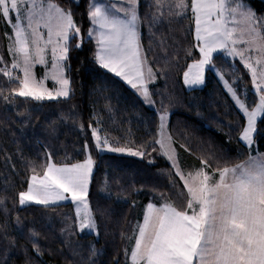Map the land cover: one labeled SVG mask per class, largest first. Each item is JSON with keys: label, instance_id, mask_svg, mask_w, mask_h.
Listing matches in <instances>:
<instances>
[{"label": "snow or ice", "instance_id": "1", "mask_svg": "<svg viewBox=\"0 0 264 264\" xmlns=\"http://www.w3.org/2000/svg\"><path fill=\"white\" fill-rule=\"evenodd\" d=\"M139 3L140 0H114L104 4L92 0L88 16L93 27L87 37L96 41L94 60L99 67L120 77L145 104L154 106L156 101L148 84L155 81L156 73L148 64L140 42ZM165 4L168 16L188 18L190 13L195 25V46L200 58L184 71L186 86L205 83V71L216 70L214 53L217 52L238 57L247 70L257 97L251 104L222 73L217 71V75L246 118L239 139L247 146L254 145V134L259 132L257 120L264 116V18H258L246 8L243 0H151L149 7H155V12L149 19L150 27L164 18ZM0 20L12 30L10 34L5 33L11 64L6 65L0 56V75L7 77L9 85H14L7 90L0 88V98L8 104H14L17 97L37 102L67 99L71 81L65 75V62L71 49L70 40L80 34L71 10L52 0H0ZM42 27L47 30V39ZM50 45L52 89L45 85L49 77L37 80L33 72L35 64L47 63L45 54ZM16 70L22 75L14 74ZM168 115L166 108L160 111V139L155 142L172 162L175 175L183 181L186 204L177 207L168 202L164 193L160 194L164 203L157 206L149 202L142 222L136 223L133 235L128 237L134 243L124 250L125 264H264V154L249 156L243 164L234 167L213 168L209 160H201L202 167L185 176L175 158V149L171 148V136L165 131ZM91 135L98 155L105 151L126 152L141 158L150 155L141 150L143 146L136 150L127 145L114 146L107 136L99 134L98 128L92 127ZM88 149L85 142L86 158L71 164L52 163L49 154L42 174L32 166L26 190L17 193L21 207L35 204L48 209L71 200L75 217L61 229L62 235L99 234L96 216L88 201L95 165ZM0 205H4L3 199ZM16 221L20 227L19 216ZM3 227L0 225V230ZM28 236L33 251L43 255L38 243L40 233L29 229ZM10 244L14 245L15 241ZM90 252L95 255L94 249ZM84 264H95V260L85 258Z\"/></svg>", "mask_w": 264, "mask_h": 264}, {"label": "trees", "instance_id": "2", "mask_svg": "<svg viewBox=\"0 0 264 264\" xmlns=\"http://www.w3.org/2000/svg\"><path fill=\"white\" fill-rule=\"evenodd\" d=\"M53 1L70 9L76 26L86 29L87 0ZM150 2L139 3L141 45L156 73L152 96L161 111H169L168 130L183 159L194 165L209 160L216 168L238 164L252 152L263 151L264 116L257 122L256 143L246 150L238 139L244 117L209 72L200 88L186 89L181 82L188 62L198 58L190 13L188 18L170 17L165 4L164 18L150 27L149 19L155 12ZM251 5L264 12L259 0H252ZM2 31L4 22L0 20V55L7 59ZM76 44L75 38L70 40L67 74L71 94L67 99L37 102L17 97L14 104H8L0 98V199L4 200L0 205V225L4 226L0 230V264H73L75 258L66 249L65 234H61V229L72 222L71 204L63 202L48 209L35 204L21 207L17 193L26 190L32 166L43 171L49 154L51 161L59 165L84 160L85 142L95 161L88 201L99 234L75 237L95 239V244L101 246L95 264H116L117 260L124 264V247L130 245L127 225L135 207L148 201L165 202L161 193L177 207L186 204L182 181L158 152L156 112L117 76L94 62L91 40L85 39L79 48ZM218 60L227 63L215 55L214 63ZM12 86L7 77L0 75V88ZM92 127L115 146L127 145L133 150L143 146L141 150L150 155L141 158L108 151L98 155ZM17 216L22 222L20 227ZM137 216L139 221L141 216ZM29 229L40 233L38 243L43 255L33 251ZM12 240L14 245L10 244Z\"/></svg>", "mask_w": 264, "mask_h": 264}, {"label": "rangeland", "instance_id": "3", "mask_svg": "<svg viewBox=\"0 0 264 264\" xmlns=\"http://www.w3.org/2000/svg\"><path fill=\"white\" fill-rule=\"evenodd\" d=\"M73 1H77V0H73ZM251 1L252 0H243V3H244V5H245V7L246 8H248V9H251V11L252 12H254L255 14H256V16L258 17V18H264V12H258V11H256L255 10V8L251 5ZM260 1V4L261 5H263V7H264V0H259ZM92 2V0H87V8H86V16H87V27H86V29L83 31L81 28H80V25H78L77 24V27H79L80 28V34H79V36L78 37H76L75 38V40H76V42L77 43H81V39L83 40V41H85V39H88V37H87V32H88V30L90 29V28H92L93 26H92V24L90 23V20H89V16H88V10H89V5H90V3ZM96 2H101V3H104V4H108V3H110V2H114V0H96ZM53 3H56L55 1H53ZM57 4V3H56ZM60 6V5H59ZM62 7V6H61ZM63 8V7H62ZM65 10H68V9H66V8H64ZM138 11H139V9H138ZM7 26H9V25H7ZM6 26V24L4 23V31H2L3 32V37H4V44L6 45V41H7V44H8V46H9V40L6 38V36H5V33H11V27L9 26V28H10V31H8V27ZM6 27H7V30H6ZM241 27H245L244 25H241ZM43 29V28H42ZM45 30V39H47V30L46 29H44ZM139 32H140V26H139ZM43 33H44V31H43ZM2 34V33H1ZM193 34H194V41H195V45H196V40H195V25H193ZM54 39H55V37H54ZM89 40V39H88ZM140 42H141V37H140ZM83 43V42H82ZM81 43V44H82ZM91 43H92V47H93V51H94V53H93V58H94V54H95V52H96V48H97V45H96V41H95V39H92L91 40ZM77 45V44H76ZM238 47H240V45H238ZM49 50V53H50V56H51V45L49 46V48H48ZM196 50H197V52H198V58L197 59H199L200 58V53H199V49L196 47ZM143 51H144V48H143ZM46 53H47V51H46ZM144 53H145V51H144ZM215 55H218V56H220V58H221V60L223 59V60H226V62L227 63H225V62H222V63H220V61H219V63L218 64H216V63H214L215 64V67H216V70H206L205 71V83H206V77H207V71L209 72V75H210V77L212 76L219 84H220V86L222 87V89H223V91H225L226 93H227V95H228V97L230 98V100H231V102L234 104V101L232 100V98H231V96L228 94V92L226 91V88H225V86H224V84H223V82L220 80V78H219V76L217 75V71H219L220 73H222L223 75H224V77L226 78V79H228L230 82H232L233 83V86L234 87H238L239 88V92H240V94H241V96H242V98H244V97H247V101L249 102V104H251V102L253 101V100H257V97H256V95L254 94V89H253V86H252V84H251V80H250V76H249V74H248V72H247V70L243 67V65H242V63L239 61V58L238 57H232V56H228V55H226L225 53H223V52H217V53H214V56ZM1 56V55H0ZM4 58V57H3ZM51 60H52V56L50 57V59H46V61H47V63L46 64H40V63H37V64H40L39 66L40 67H42L41 68V70L40 71H36V72H34V73H36V77L37 78H39L38 80H40V79H43V78H45L46 76L47 77H49L48 79H46L45 80V82L47 83V86L49 87V88H53L54 87V82L50 79V77H51V74H52V67H51ZM196 60V59H195ZM4 61H5V64L6 65H9L10 66V58H9V56H7V59H4ZM94 62H95V60H94ZM194 62V60H191L190 62H188V64L186 65V68L184 69L185 71L187 70V66L189 65V64H191V63H193ZM96 63V62H95ZM65 64H66V70H65V75L67 76V77H69L68 76V74H67V69H68V64H67V61L65 62ZM148 64H149V62H148ZM98 65V64H97ZM150 65V64H149ZM99 66V65H98ZM107 71V70H106ZM16 74H19V75H22V73H19V71L18 70H16V72H15ZM109 73H111V72H109ZM184 73V72H183ZM111 74H113L114 76H115V74L114 73H111ZM125 85H127L120 77H118ZM238 78H240V79H238ZM155 81H156V79H155ZM155 81L154 82H152V83H149L148 84V87H149V90H150V92L152 93V91H151V87H152V85L155 83ZM181 82H183V85H184V87L186 88V89H192V88H200L201 86H203V85H198V86H193V87H189V86H186L185 84H184V80H183V74H182V77H181ZM127 86H129V85H127ZM130 87V86H129ZM131 88V87H130ZM132 89V88H131ZM133 91H134V93L136 94V96L137 97H139V99H141L142 100V102H143V99H142V97H140L139 96V94L134 90V89H132ZM152 98H153V96H152ZM153 100H154V98H153ZM144 103V102H143ZM144 105L147 107V108H150V109H152V110H154L155 112H156V119H157V128H156V131H157V136H156V140H158V139H160V136H159V124H160V121H159V115H160V109H159V107L156 105V103H155V105L154 106H149V105H147V104H145L144 103ZM235 105V104H234ZM251 106H254V105H251ZM235 107H236V109H238L237 108V106L235 105ZM239 110V109H238ZM239 112L241 113V115H243L242 114V112L239 110ZM168 113H169V111H168ZM169 116V115H168ZM244 117V116H243ZM263 117V116H262ZM262 117H259L258 118V120H257V122L262 118ZM168 122H169V119L167 120V122H166V129H165V131H166V134L167 135H170L171 136V134H170V131L168 130ZM246 124V118L244 117V125ZM100 134V133H99ZM102 137H103V135L102 134H100ZM239 135H240V133H239ZM238 139H239V136H238ZM241 141V140H240ZM110 143H112V142H110ZM242 143V142H241ZM113 144V143H112ZM243 144V143H242ZM114 145V144H113ZM158 145V152H159V154L160 155H162L163 156V158L167 161V163L169 164V166L172 168V162L171 161H169L168 159H167V157L165 156V155H163V153H162V150H161V148H160V145L159 144H157ZM244 145V144H243ZM115 146V145H114ZM244 147L246 148V150H249V148L251 149V147H249V146H246V145H244ZM171 148H173V149H175V158H176V160L178 161V163H179V167H180V169L183 171V173H184V175L185 176H187L188 175V173L189 172H195V170H197V169H199V168H201L202 167V164L200 163L199 165H194V163L192 162L191 163V161H187L186 162V159H183V156L180 154V152H178L177 151V147L175 146V143L173 142V139H172V136H171ZM88 151H89V149H88ZM250 151V150H249ZM105 152H107V151H105ZM126 153V152H125ZM86 155H87V153L85 154V157H84V159L86 158ZM93 157V156H92ZM94 160V159H93ZM83 161V160H82ZM82 161H78V162H82ZM52 163H54L53 161H51ZM72 163H77V162H72ZM57 165H59V164H57ZM60 165H62V164H60ZM94 169V168H93ZM207 171H209V172H211V169H206ZM172 171L174 172V174H175V170L172 168ZM43 172V171H42ZM42 172H40L41 174H42ZM94 172V171H93ZM93 175V174H92ZM177 178H179L178 176H177ZM180 179V178H179ZM182 183H183V181H182ZM89 186H90V184H89ZM27 188V187H26ZM184 189V188H183ZM185 190V199H186V189H184ZM108 192L106 191V194H107ZM18 199V198H17ZM89 200V199H88ZM63 202H69L70 204H71V208L73 209V218L75 217V205H74V203L71 201V200H67V201H61V202H59V204H61V203H63ZM149 202H151V201H148V202H146V204L144 205V206H138V207H135L134 208V211L132 212V216H133V218H132V221L130 222V223H128V227H129V233H127V235H128V237H131L132 235H133V229H134V226L136 225V223L138 222L137 221V215L138 214H140V219H139V221L143 218V213L145 212V210H146V205L149 203ZM153 203V202H152ZM164 203V202H163ZM156 204V203H155ZM161 203H159V205H160ZM157 206H158V204H156ZM139 218V217H138ZM70 220V219H69ZM73 220V219H72ZM69 224L70 223H72L71 222V220L68 222ZM95 234V233H94ZM76 236V234H72V235H70V234H65V240H66V244H67V251L68 252H70V254L71 255H73L74 256V258H75V261L73 262V264H84V261H85V258H87V259H89V260H96V256L98 255V253H101V246L100 247H98L96 244H95V239L93 240V239H88L87 241H85L84 239L83 240H80V238H78V237H75ZM95 236V238H96V235H94ZM127 237V238H128ZM85 238V237H84ZM130 240V239H129ZM130 244V245H128V249L130 248V246L132 245V243H133V240H130V241H128L127 242V244ZM84 245H86V247L84 246ZM90 249H94L95 250V255L93 256L92 254H91V252H90ZM126 249V247H124V250ZM122 260V259H121ZM123 261H124V259H123ZM121 263V262H120Z\"/></svg>", "mask_w": 264, "mask_h": 264}, {"label": "crops", "instance_id": "4", "mask_svg": "<svg viewBox=\"0 0 264 264\" xmlns=\"http://www.w3.org/2000/svg\"><path fill=\"white\" fill-rule=\"evenodd\" d=\"M52 2H53V0H52ZM7 26V25H6ZM8 27V31H10V28H9V26H7ZM7 27H6V30H7ZM43 28V27H42ZM41 28V31L43 32L44 31V35H45V30H44V28L42 29ZM5 47H6V53H7V56H9V54H8V44H7V41H6V45H5ZM49 48V47H48ZM49 49H47V53L45 54V59H50V53H49V51H48ZM9 58H10V63H11V57L9 56ZM40 64H35V66H34V68H33V72H36V71H40L41 70V68L42 67H40L39 66ZM37 73V72H36ZM36 73H34L35 75H36ZM37 78V77H36ZM39 78H37V80H38ZM45 85H46V87H48L47 86V83L45 82ZM49 88V87H48ZM49 89H51V88H49ZM240 136V135H239ZM244 145H246L243 141H241ZM247 146V145H246ZM249 147H251V146H249ZM257 154H264V150L263 151H254V152H252L249 156H256ZM249 156H247L245 159H243V160H241V161H239V163L238 164H243L245 161H247L248 160V158H249ZM235 165H237V164H235ZM235 165H232V166H228V167H234ZM217 179H218V176L216 177ZM158 206H159V204H158ZM143 215H144V213H143ZM142 215V216H143ZM143 219V218H142ZM142 219L140 220V222H142ZM133 243H134V241H133ZM133 243H132V245H133ZM132 245L130 246V248L132 247ZM129 248V249H130ZM124 264H125V262H124Z\"/></svg>", "mask_w": 264, "mask_h": 264}]
</instances>
